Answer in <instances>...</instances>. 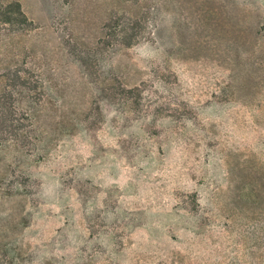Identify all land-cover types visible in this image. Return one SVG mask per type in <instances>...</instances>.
<instances>
[{
    "label": "rangeland",
    "instance_id": "374dc122",
    "mask_svg": "<svg viewBox=\"0 0 264 264\" xmlns=\"http://www.w3.org/2000/svg\"><path fill=\"white\" fill-rule=\"evenodd\" d=\"M11 4L0 264H264V0Z\"/></svg>",
    "mask_w": 264,
    "mask_h": 264
},
{
    "label": "trees",
    "instance_id": "16d2710c",
    "mask_svg": "<svg viewBox=\"0 0 264 264\" xmlns=\"http://www.w3.org/2000/svg\"><path fill=\"white\" fill-rule=\"evenodd\" d=\"M21 16H23V13L19 4L8 5L5 9L2 8L0 10V24L18 25L19 28H24L22 21L20 20Z\"/></svg>",
    "mask_w": 264,
    "mask_h": 264
}]
</instances>
